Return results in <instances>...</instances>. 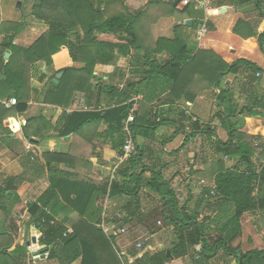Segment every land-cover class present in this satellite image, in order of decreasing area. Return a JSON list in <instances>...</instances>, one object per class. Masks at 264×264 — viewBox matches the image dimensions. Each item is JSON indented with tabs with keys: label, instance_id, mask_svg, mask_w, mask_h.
<instances>
[{
	"label": "trees",
	"instance_id": "1",
	"mask_svg": "<svg viewBox=\"0 0 264 264\" xmlns=\"http://www.w3.org/2000/svg\"><path fill=\"white\" fill-rule=\"evenodd\" d=\"M32 1V23L29 28L34 36L29 47L13 44L15 35L25 28V22L0 24V33L8 31L6 28L11 31L4 39L10 57L2 65L1 73L4 74V83L12 84L16 90L18 103L15 111H25L26 91L30 79L36 74L39 83L47 80L43 98L46 104L67 108L74 96L80 93L88 101L89 98L94 101L92 109L78 108L60 117L59 138L76 134L87 125L104 124L106 132L113 139L112 147L120 153L122 129L134 104L138 103L142 109L141 113L136 109L133 113L134 122L129 125L135 137L140 127L151 129L153 125L161 123L150 124L148 121L151 112L149 104L155 99L159 100L160 96L168 93L171 101L182 95L185 102H192L202 87H215V114L227 131L228 138L225 142L215 138L211 149L213 154H221L227 161L234 162L231 167H226L222 160L211 163L213 185L201 190L200 200L195 206L186 204L181 207L169 189L168 182L159 174L144 179L141 174L133 172L137 165L135 150L120 165L109 189L104 183H88L64 177L58 174L56 167H51L53 175L48 179L47 188L27 208L32 224L41 232L40 243L44 246V252H48V258L57 264H72L77 260L79 264H172V261L180 260L192 252L194 264H211L209 261L217 255L226 259L223 264H230L231 261L236 264H264V248L241 252L232 247V243L242 234L241 218L244 214L260 217L259 221L264 226V146H253L261 137H247L235 129L238 117L264 118V97L255 98L253 104L240 108L233 99L230 86L220 81L222 76L237 75L244 68L254 74L261 69L246 60L226 64L219 57L206 56L203 51L194 54V48L188 46L190 36L187 40V37L175 34L172 39L154 41L149 32L151 24L168 17L181 0H172L170 3L141 0L131 5V12L123 0ZM238 2H253L259 10V16L264 19V0ZM211 5L210 2V8H217ZM209 13L217 15L218 11ZM202 22L200 20L198 24ZM249 27L245 21H239L233 32L243 39L255 37L256 33ZM245 28L247 33H243ZM101 36L115 42L105 41ZM262 40L264 32L258 34L259 48L264 55ZM161 55H165V59L159 61ZM54 57L59 60L65 58L66 61H61L62 66L54 68ZM120 57L137 61L143 69L134 70V76L139 81L124 80L125 87L122 90L110 83L112 81L103 80L107 75L108 78L113 77ZM38 61H44L53 68V74L48 79L38 70ZM97 65L101 66L102 77L99 78L93 74ZM57 74L61 76L55 84L53 80ZM186 86H189V91ZM138 96L141 99L135 100ZM202 131L210 137L213 134L209 128ZM258 149L261 151L257 153ZM41 156L46 159L48 166L52 163H70L66 155L46 153ZM17 181L18 177L7 178L5 189H0L2 217H6L7 213L1 200L5 199V194ZM142 188L159 196L163 203L155 205L148 215L150 234L162 227H172L174 240L168 248L155 252L145 250L144 246L141 251L130 250L127 253L132 260L130 262L119 251L116 238L107 237L98 224L106 200L121 195L135 199ZM133 201L137 202L136 199ZM203 204L208 208L209 215L200 217L199 210ZM44 208L51 210L48 219H55L53 225H39L40 219L45 217ZM128 219L122 217L121 220L113 219L110 222L123 226ZM68 229L70 233H67ZM3 234L0 232V236ZM3 252L0 249V255Z\"/></svg>",
	"mask_w": 264,
	"mask_h": 264
},
{
	"label": "crops",
	"instance_id": "2",
	"mask_svg": "<svg viewBox=\"0 0 264 264\" xmlns=\"http://www.w3.org/2000/svg\"><path fill=\"white\" fill-rule=\"evenodd\" d=\"M9 1L11 2L6 1L4 10L0 11V24L25 22V28L15 35L13 44L29 47L34 36V32L29 28L32 23L30 13L33 1L21 0L17 7H15L17 0ZM139 1L141 0H123V3L131 12V5L138 4ZM142 1L146 2V0ZM171 1L160 0L164 3ZM195 1L201 0H191L188 6H182L180 2L168 17L160 18L152 23L149 28L152 39L154 41L160 38L172 39L175 34H178L182 38L187 37L188 40L190 36L188 46L194 48V54L203 51L206 52V56L219 57L226 64H232L238 60L253 63L261 69L257 72L261 74L260 77L256 76L257 73L254 74L251 70L244 68L237 75H224L220 81L230 86L233 99L240 108L253 104L255 98H263L264 55L259 48L258 34L264 32V19L259 16L254 3L241 4L238 0H209L217 9L226 8L224 13L210 15L209 12L198 9ZM203 16L207 18L209 24L205 35L197 40V31L201 26L198 23ZM187 21L190 22L189 26L186 25ZM239 21L248 23L256 36L243 39L235 34L233 28ZM6 30L8 31L0 33V189H5L7 178L18 177V181L10 187V192L8 191L4 197L7 199L11 194L13 195L12 203L5 208L7 216L2 217L0 213V232H4L0 236V249L4 250V254L0 255V264H57L55 260L48 258V252H44V246L40 243L41 232L35 224H32L28 206L47 188L48 179L53 175L51 167H56L58 174L64 177L99 184L100 177L108 175L114 158L119 152L112 147L113 139L106 132L104 124L87 125L76 134L69 135L70 139L67 141L59 138L57 136L60 128L59 120L62 115L67 114L65 110H70L71 113L78 108L92 109L95 105L94 101L90 98L88 101L80 93L74 96L67 108L46 104L43 98L47 90L45 85L47 80L39 83L36 74L32 73L33 78L30 79L26 91L25 111L22 113L15 111L14 108L18 103L16 90L12 84L4 83V74L1 73L2 65L10 57V50L5 46L4 39L10 35L11 31H9L10 28ZM247 31L245 28L243 33ZM100 38L115 42L105 36ZM261 43L264 47V40ZM164 59L165 55L158 57L159 61ZM59 61L64 63L66 60L54 57V68L62 66ZM139 62L142 63V60L140 59ZM36 66L47 79L53 74V68L48 67L44 61L36 62ZM139 66L137 61L129 57H120L113 77L108 78L107 75L103 77V80L112 81L110 83L117 87L125 79L137 82L139 78H135L133 71L143 70ZM100 73L101 66H95L94 76L102 77ZM214 90L215 87H202L192 102H185L182 95L175 101L168 98V93L160 96L159 100L155 99L149 104L151 112L148 121L150 124L159 121L161 123L153 125L151 129L140 127L134 137V155L137 156V165L133 172L141 174L144 179L151 178L153 174H159L168 182L169 189L175 194L180 207L186 204L195 206L200 200L201 190L213 185L214 174L210 176L211 163L222 160L226 165L227 160L221 154H213L211 149L215 138L221 142H225L228 138L227 131L215 114ZM10 99H15L16 104L6 107L4 103ZM139 99L141 96L136 97V100ZM136 106L141 113L140 105L137 103ZM215 123H219L220 126L211 129L210 125ZM208 128L213 132L211 137L202 131ZM235 129L244 136H257L264 141V118L238 117ZM260 142H255L254 146ZM260 145L263 147L262 144ZM260 151L261 149H258V152ZM46 153L69 156L70 163L69 165L52 163L48 166L46 159L41 156ZM211 156L215 160L211 159ZM215 171L218 170L215 169ZM149 194L145 188H142L135 197L137 202L126 195L108 199L104 204V214L108 222L112 221L117 213L121 214L123 219L129 217L128 222L123 226L128 230L132 229L135 235H141L148 230L143 237L144 247L145 250L155 252L168 248L174 240V235L172 227H162L158 232L150 234L151 229L147 221L150 208L153 204L154 207L163 203L159 196ZM199 211L200 217L209 215V210L204 207V204ZM245 216L246 214L241 218L242 234L232 243V247L241 252L263 249L264 226L259 221L260 217ZM115 243L121 254L131 262L127 254L129 251L124 250L117 240ZM261 244L262 248L259 247ZM192 260V252H190L184 258L172 261V264H194ZM224 260L226 259L217 255L209 262L223 264ZM72 264H79V260ZM230 264L236 263L231 261Z\"/></svg>",
	"mask_w": 264,
	"mask_h": 264
},
{
	"label": "built area",
	"instance_id": "3",
	"mask_svg": "<svg viewBox=\"0 0 264 264\" xmlns=\"http://www.w3.org/2000/svg\"><path fill=\"white\" fill-rule=\"evenodd\" d=\"M190 3H191V0H182L181 1V5L182 6H188ZM195 4L197 5L198 9H203L207 13L209 11H211L210 9H212V8H210V1L209 0L195 1ZM212 11L215 12V11H218V9L216 8V9H213ZM218 14H219V12H218ZM207 22H208L207 18H204L201 26L199 27V29L197 31V40H199L203 35H205L206 28H207ZM256 76L260 77L261 74L257 73ZM124 87H125V82H123L122 84H120L118 86V88L120 90L124 89ZM15 104H16V100L15 99H10L6 103H4V105L6 107H10V106H13ZM136 109H137V106H136V104H134L132 106V108L130 109L128 118L126 119V121L124 123V127L122 129L123 144L121 146L120 153L114 158L113 165L109 169L108 175L107 176H101L100 179H99V183L106 184L108 189L110 188V185L113 182V180H115V178L117 176V171H118L120 165L123 162H125L127 157L129 155H131L133 153V151L135 150L134 134L130 130L129 125L134 122L133 113L136 111ZM65 112L68 114V113H70V110H65ZM193 120L196 121V119H193ZM215 126L219 127L220 125H219V123H215V124L210 125V128L214 129ZM43 211L45 213V217H42L40 219L39 225H44L46 223L49 224V225H53L54 222H55V219H53V218L52 219H48V217H51L50 209L44 208ZM114 219L121 220L122 219V215L117 213V214H115ZM98 227L102 230V232L107 237H114V238H117L118 236L124 235L126 233V231H127L125 226H119V225H116L114 222H108L107 221V216L104 213L101 216V221L98 224ZM70 232H71V230L68 229L67 233H70ZM136 248L141 250L143 248L142 244L141 243H137L136 244ZM196 258H198V256Z\"/></svg>",
	"mask_w": 264,
	"mask_h": 264
},
{
	"label": "rangeland",
	"instance_id": "4",
	"mask_svg": "<svg viewBox=\"0 0 264 264\" xmlns=\"http://www.w3.org/2000/svg\"><path fill=\"white\" fill-rule=\"evenodd\" d=\"M9 3V2H11V1H9V0H0V11L1 10H4V8H5V6H6V4H7V2ZM13 1H16V0H12V2ZM96 2H97V0H95ZM21 2V0H17L16 2H15V7H17V5H18V3H20ZM25 2V1H24ZM100 3V2H99ZM254 5V7H255V4H253ZM12 6V5H11ZM212 7H213V5H211ZM12 8H13V6H12ZM256 8V7H255ZM257 10V9H256ZM258 12H259V10H258ZM31 17V16H30ZM203 19H204V16L202 17V21H203ZM191 39V38H190ZM223 77V76H222ZM215 104V103H214ZM261 141V142H260ZM258 142H260L259 144H262L263 146H264V141L262 140V138H261V140H259V141H257V143ZM253 146H254V144H253ZM257 152H258V150H257ZM211 159H214L215 160V158H212V156H211ZM229 162V161H228ZM227 161H226V165L225 166H227V167H231L232 165H233V163L234 162H229L228 163ZM12 201H13V195L11 194L10 195V198H7V199H4V200H1V202H2V206H5V207H9L10 206V204L12 203ZM154 205V204H153ZM153 205L151 206V208H150V211L152 210V208H153ZM245 217H253V215L252 214H246V216ZM148 232V230H146V232L145 233H142L141 235H135V233H134V231L132 230V229H127V231H126V233L124 234V235H122V236H118L117 238H116V240L119 242V244H120V246L121 247H123V249L124 250H126V251H130V250H136V251H141L140 249H137L136 248V244L137 243H141L142 244V247L143 246H145V242L143 241V237L145 236V234ZM138 236V237H137ZM262 244H261V246H259V247H261L262 248ZM264 247V246H263Z\"/></svg>",
	"mask_w": 264,
	"mask_h": 264
},
{
	"label": "water",
	"instance_id": "5",
	"mask_svg": "<svg viewBox=\"0 0 264 264\" xmlns=\"http://www.w3.org/2000/svg\"><path fill=\"white\" fill-rule=\"evenodd\" d=\"M225 11H226V8L218 9V12H219V13H224ZM186 25L189 26V25H190V22L187 21V22H186ZM60 76H61V74H57V75L55 76V79H54V83H55V84L58 83V79L60 78ZM69 139H70L69 136H67V137L64 138V140H66V141L69 140ZM167 255H169L168 252H167Z\"/></svg>",
	"mask_w": 264,
	"mask_h": 264
}]
</instances>
